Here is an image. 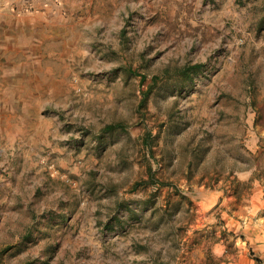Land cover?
<instances>
[{"label": "rangeland", "instance_id": "374dc122", "mask_svg": "<svg viewBox=\"0 0 264 264\" xmlns=\"http://www.w3.org/2000/svg\"><path fill=\"white\" fill-rule=\"evenodd\" d=\"M32 1L0 18V264H264V0Z\"/></svg>", "mask_w": 264, "mask_h": 264}, {"label": "crops", "instance_id": "0c3cea01", "mask_svg": "<svg viewBox=\"0 0 264 264\" xmlns=\"http://www.w3.org/2000/svg\"><path fill=\"white\" fill-rule=\"evenodd\" d=\"M18 1L19 0H0V18L3 15H11L9 11H11L13 7H18ZM32 2L35 4L34 8H38L39 5H41L37 0H33Z\"/></svg>", "mask_w": 264, "mask_h": 264}, {"label": "trees", "instance_id": "16d2710c", "mask_svg": "<svg viewBox=\"0 0 264 264\" xmlns=\"http://www.w3.org/2000/svg\"><path fill=\"white\" fill-rule=\"evenodd\" d=\"M199 65L200 64H195L194 66H192V68H194V69H196V68H198L199 67ZM109 127H111V126H109ZM257 261H259V259L258 258H255Z\"/></svg>", "mask_w": 264, "mask_h": 264}]
</instances>
